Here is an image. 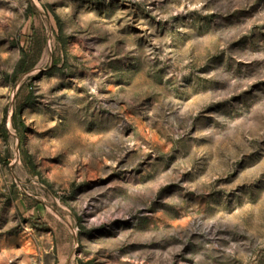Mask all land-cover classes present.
<instances>
[{"label": "rangeland", "instance_id": "obj_1", "mask_svg": "<svg viewBox=\"0 0 264 264\" xmlns=\"http://www.w3.org/2000/svg\"><path fill=\"white\" fill-rule=\"evenodd\" d=\"M0 264H264V0H0Z\"/></svg>", "mask_w": 264, "mask_h": 264}, {"label": "trees", "instance_id": "obj_2", "mask_svg": "<svg viewBox=\"0 0 264 264\" xmlns=\"http://www.w3.org/2000/svg\"><path fill=\"white\" fill-rule=\"evenodd\" d=\"M27 60L28 59H27V56L26 55H24L20 59V61L18 63V66H17V69L15 71V75H18V74H20V73H22V72H24V71H26V70L29 69L30 66H28V61ZM27 157H28L30 166H33L34 167V164H33V161L31 160L30 155H27Z\"/></svg>", "mask_w": 264, "mask_h": 264}]
</instances>
